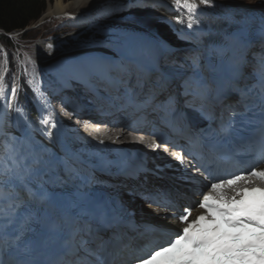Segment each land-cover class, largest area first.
Wrapping results in <instances>:
<instances>
[{
    "label": "snow or ice",
    "instance_id": "snow-or-ice-1",
    "mask_svg": "<svg viewBox=\"0 0 264 264\" xmlns=\"http://www.w3.org/2000/svg\"><path fill=\"white\" fill-rule=\"evenodd\" d=\"M173 3L188 13V28L198 22L194 17L201 6H212V0H173ZM176 21L184 22L181 17ZM215 51L221 59L228 55L226 46ZM0 52H4V60L0 63V107L22 113V108L17 106V77L12 78L9 94L5 83L8 54L3 48ZM259 63L260 84L264 89V54ZM193 81L203 94L206 83L196 61L192 78L185 81V90L189 94ZM54 119V114L50 113L40 122L55 127ZM46 135L51 137V132ZM258 145V161L264 162V123L259 130ZM173 155L176 160L184 162L180 153ZM62 163L69 176L77 173L73 162L64 160ZM40 165L39 159L29 163L14 148L0 159V239H3L5 229L15 225L18 217H22L20 225L9 237L13 247H18L35 232L33 225L44 222L46 229L57 234L66 253L76 257L62 264H107L102 255L108 242L101 235L108 224L105 207L91 202L88 195L82 193L68 208L60 210L58 222L48 224L46 219L42 221L40 213L44 212L46 218L44 206L51 194L41 182ZM205 181L197 195L204 187L210 186L211 190L198 199L201 210L198 215L191 217L190 207L174 212L182 227L170 232L164 241L147 246L143 252L124 257L120 264H264V167L236 168L217 175L208 172ZM34 205L39 207L34 208ZM81 252L86 254L84 258L80 257Z\"/></svg>",
    "mask_w": 264,
    "mask_h": 264
},
{
    "label": "bare ground",
    "instance_id": "bare-ground-1",
    "mask_svg": "<svg viewBox=\"0 0 264 264\" xmlns=\"http://www.w3.org/2000/svg\"><path fill=\"white\" fill-rule=\"evenodd\" d=\"M252 2V6H249L245 0H212V6L200 7L194 17L198 22L192 28H188V13L182 7L178 9L174 5L173 0H71L66 2L64 0H54L53 3L47 6L39 22H43L48 18L61 17L71 12L74 16L81 17L80 27L62 37L50 36L55 38L40 40L36 44L34 54L37 57V61L42 65H53V67L58 65L69 72L78 73L79 78H86L92 72L106 74L111 56L113 57L121 52L132 50L129 52L128 58L131 61L133 74H135V79L137 80L135 83H141L139 92L142 96L147 92L154 94L155 97L161 92L160 85L163 83V76L158 72L151 71L150 75L146 77L148 68L143 67V62L151 61L147 53H150V57H152V51L144 52L141 56L137 48L149 47L152 44V39L156 40L161 47L163 43H160V39L145 32V29L142 27V29H139L136 27L137 25L126 21L114 18L108 19L109 14L105 8L109 3H117L119 6L124 7L129 3H151L158 7L159 17L171 20L185 34L189 40V53L193 54L202 72L205 71V53H208L213 46H216V42L210 43L206 40L207 36L210 35L209 31L212 32V36L215 33L224 32L229 22L242 19L241 13L244 10L252 8L264 10V0H253ZM177 17H181L184 22L182 24L177 23ZM42 75L46 77L48 73L43 71ZM107 77H111L115 81L111 73ZM151 78L155 79L151 80ZM49 84H52L51 79H49ZM50 86L48 85L46 89L50 97V104L47 109L54 115L69 113L72 105L66 103V106H64L62 97L51 94ZM184 94H186V91H184ZM208 102L211 103V101ZM230 104V102L222 104L220 111L225 112ZM52 123L55 124V127L50 124L55 141L54 145L45 142L36 132H31L26 136L21 133L11 136L10 130L12 128L6 117L1 116L0 150L2 154L0 155V159H3L9 150L14 148L21 156L26 157L29 163L37 159L41 161V180L44 182H52L58 177H67L69 182L87 180L88 176H85L87 169L83 163L90 160L89 153L92 149L85 147L84 139L74 134L71 122L59 123L54 119ZM1 138H3L4 143H1ZM142 143H147L148 146L144 148L142 147ZM140 147L148 150L150 148L149 141L145 140L141 142ZM53 151L62 153L63 157H66L68 154V158L76 166L77 173L69 176L65 172L63 164L52 159L55 155ZM51 173H54V177L51 176ZM146 188L153 189L155 187H145L142 191ZM113 189L114 193L119 194L123 198L134 214H138L142 222V230L136 231L134 234L125 233L123 234L124 237L135 239L140 243L141 247L143 245L147 246V244L160 235V231L156 230L154 233H149L146 232L145 227L150 225L164 226V223H168L164 220L165 211L158 209L159 195L153 190L150 196V205L147 208L131 197L132 193L137 191L132 180L115 181L113 182ZM114 221H117L115 216H108L107 227L101 233L108 242L107 247L110 243L111 226ZM62 250L64 251V248ZM62 254L65 255L66 252L64 251ZM85 256V253H80L81 258ZM87 258L92 259L91 257ZM75 259L76 257L68 256L65 261ZM0 261H2V264H12L14 261L13 254L8 259L4 257V246L2 243H0Z\"/></svg>",
    "mask_w": 264,
    "mask_h": 264
},
{
    "label": "rangeland",
    "instance_id": "rangeland-1",
    "mask_svg": "<svg viewBox=\"0 0 264 264\" xmlns=\"http://www.w3.org/2000/svg\"><path fill=\"white\" fill-rule=\"evenodd\" d=\"M66 1H71V0H64ZM246 2H248V4H253V0H245ZM54 0H47V4H46V8L50 3H53ZM143 5V6H142ZM141 7H148V11H150L149 13L147 12L146 15H144L141 18H138L137 16L135 17L134 14L136 12H134V10L136 9H142ZM109 14L108 19H117L118 17L122 20V21H126L132 24H137V22H139V25H143L144 23L148 22L147 27L152 28V25H155L157 28H161L162 26L164 27L163 29L159 30L157 28H155L156 30H158L160 33L164 34V36L166 37V46L168 49H170L171 47L174 48L173 53L177 54V55H184L188 53V44L184 41L178 40L177 36L175 33H170V31L168 30V28L165 25L164 19L163 17H159L158 15V9L156 8V6H154L153 4H139V3H129L127 4L125 7L124 6H119L117 3H109L108 6L105 8ZM153 9L157 10V14H156V18H155V14L153 15L154 11ZM46 10V9H45ZM67 14V15H66ZM64 15H62L61 17H54V18H48L46 20H44L43 22H39V19L36 20L35 22H33L28 28L29 33L27 34V37H23L24 31L20 32V33H16L13 34L12 36L9 37V39L11 41L14 42L16 48H4L2 45H0V48H3L4 51L10 54L7 55L8 58V68L9 70H13L14 68H16V70L11 71V73H15L16 71H18V67L21 68V70L23 71L22 68V64L24 63H28V64H32L33 62H36L37 57L34 54V50L36 47V44L40 41V40H46V39H52L55 37H50V36H59V35H67L68 32L66 33L65 31L67 29H64V26H68L67 23L68 18L72 17L73 14L71 12H68ZM80 15V14H78ZM42 16V15H41ZM73 19V20H72ZM69 20L72 21V23H76V25L78 24L77 18H70ZM153 22V23H152ZM139 29H142L141 27L136 26ZM27 30V31H28ZM65 33V34H64ZM49 37V38H48ZM171 42V43H170ZM169 44V45H167ZM172 53V54H173ZM168 59L166 60H162L161 64L164 65L166 63L169 64L170 58H172V55H168L166 56ZM252 59H255V56L250 57ZM4 60V52H0V63H2ZM187 58H185V56H178L173 58L170 63L171 64H176L177 66H179V68H184L186 69V67H184V65L187 62ZM37 63V62H36ZM190 70V68H189ZM132 72V67L130 64L126 63V68L125 70H122L119 73V80L120 82L124 85L125 82H129L131 83V76L130 73ZM36 80V83L38 84H45V78L42 76L41 71L38 72V77ZM125 86V85H124ZM123 88V87H122ZM10 94V91H9ZM63 95V94H62ZM2 114H6V106H3L0 112V116ZM46 114V113H45ZM19 116H16V119H18ZM22 118L23 119H27L25 113L22 114ZM21 124V125H20ZM19 128L21 130V128L25 129L27 127L24 126L23 123H20ZM33 125L35 127L38 126L37 123L33 122ZM148 144L147 143H142V147H147ZM147 149V148H146ZM147 151V150H146Z\"/></svg>",
    "mask_w": 264,
    "mask_h": 264
},
{
    "label": "trees",
    "instance_id": "trees-1",
    "mask_svg": "<svg viewBox=\"0 0 264 264\" xmlns=\"http://www.w3.org/2000/svg\"><path fill=\"white\" fill-rule=\"evenodd\" d=\"M46 4L47 0H0V44L14 48L15 44L7 35L14 31L24 30L26 34L23 37H27L28 27L41 17ZM134 12L135 17L141 18L150 11L136 9Z\"/></svg>",
    "mask_w": 264,
    "mask_h": 264
}]
</instances>
